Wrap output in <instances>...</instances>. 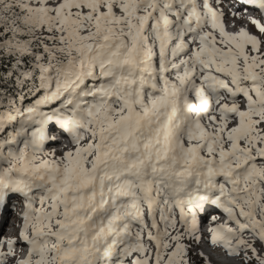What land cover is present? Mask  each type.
I'll list each match as a JSON object with an SVG mask.
<instances>
[{
	"label": "snow or ice",
	"instance_id": "snow-or-ice-1",
	"mask_svg": "<svg viewBox=\"0 0 264 264\" xmlns=\"http://www.w3.org/2000/svg\"><path fill=\"white\" fill-rule=\"evenodd\" d=\"M222 3L0 0V211L23 202L17 264H193L210 206L228 223L209 242L264 264V22L231 33ZM237 4L264 18V0ZM53 129L73 145L60 155ZM16 248L0 237V264Z\"/></svg>",
	"mask_w": 264,
	"mask_h": 264
},
{
	"label": "rangeland",
	"instance_id": "rangeland-1",
	"mask_svg": "<svg viewBox=\"0 0 264 264\" xmlns=\"http://www.w3.org/2000/svg\"><path fill=\"white\" fill-rule=\"evenodd\" d=\"M215 7H217V5H215ZM219 8H222V10H223V12H224V16H225V14L226 13H229L230 12V3L227 1V0H223V3L222 4H220L219 6H218ZM252 17H255L256 19H260V20H262V22H264L263 21V18L262 17H260L259 15L257 16V15H255V16H252ZM234 19H235V23H234ZM236 19H238V18H233V20L230 22V21H225V22H229L228 23V25H227V28H230V29H233V30H235V29H237V32L240 30V29H247L249 32H251V33H253V34H259L258 33V31H257V29L251 24V25H248V26H245V27H241V25L240 24H243V23H245L246 22V20L244 19V20H239V24H238V22H237V20ZM240 25V28H238V26ZM54 130V129H53ZM58 130V129H57ZM17 200V198H14L11 202H10V204L8 205V207L10 206L11 207V210L10 211H8L7 213L3 210V211H0V222H1V219H2V217H5L6 219H7V223L9 222L10 223V221L9 220H11V218H16V217H18L17 216V211H15V210H17L18 209V205L20 204L19 203V201H21V199H19V201L17 202L16 201ZM8 207H6V208H8ZM14 210V211H13ZM11 211H12V213H11ZM23 213V212H22ZM10 218V219H9ZM9 219V220H8ZM19 219V222L15 225V227L13 228V229H9V230H5L6 229V227L7 226H11L10 224H6V225H3V227L1 228V230H0V237H2L5 241H7V240H10V237H11V239H13V240H15L16 242H17V248H16V254H15V256H23V258L24 259H26L27 258V256H28V252H29V249L27 248V247H24V245H23V242H22V240H21V238H20V233H21V225H22V220H21V218L19 217L18 218ZM13 225H14V223H13ZM179 230V229H178ZM3 233H2V232ZM5 231V232H4ZM12 232V233H11ZM4 234V235H3ZM12 235V236H10V237H7V236H9V235ZM246 239H248V240H252L253 238L251 237V236H247L246 237ZM191 243V250H190V256H191V260H192V262H193V264H206V261H210L211 262V264H216V262H219V261H224L221 257H220V255L218 254V252H222V250H225V249H223L222 247H220V246H216V250H217V252L216 251H213L212 253H210L211 254V258H209V259H207V257H205L204 256V254H203V252H202V249H201V246H202V244H201V242H196L195 240H193V241H191L190 242ZM256 247H257V250L258 251H260V253H261V255H264V244H261L260 242H258L257 241V243H256ZM221 249V250H220ZM4 250H6L7 251V243H5V245H4ZM201 253L203 254V255H201ZM19 256V257H20ZM239 260L236 262L237 264H244V260H243V254L241 255V256H239V257H237ZM213 260H215V262L213 263ZM18 260H16V262H17ZM226 261V260H225ZM253 264H255V262L253 261Z\"/></svg>",
	"mask_w": 264,
	"mask_h": 264
},
{
	"label": "bare ground",
	"instance_id": "bare-ground-1",
	"mask_svg": "<svg viewBox=\"0 0 264 264\" xmlns=\"http://www.w3.org/2000/svg\"><path fill=\"white\" fill-rule=\"evenodd\" d=\"M229 3H230V12L229 13H226L225 14V21H232L233 20V18H239L240 20H243V19H246V17L248 16V15H259V13L256 11V10H254V9H252V8H248V10H247V12H245L244 11V9H245V5H243V4H237V0H227ZM232 12H236V13H239L240 15H238V16H233L231 13ZM238 26V25H237ZM238 28H240V25L238 26ZM55 130V129H54ZM71 144V141H70V143L69 142H64V144H62L63 145V147H62V145H60V146H58V147H54V148H56V149H61V148H64V147H67V146H69ZM61 153H59V155H60ZM20 198H17V200H19ZM16 200V201H17ZM23 202H21V204H22ZM6 207H8V206H6ZM18 208H19V210H21V205H18ZM11 210V207L9 206L8 208H5L4 209V211L7 213L8 211H10ZM217 218H221V216H217ZM10 219V218H9ZM8 219V220H9ZM10 221V223L8 222L7 223V219L5 218V217H2V219H1V222H0V230H1V228L3 227V225H6V224H10L11 226L9 227V226H7L6 227V229L5 230H9V229H13L14 227H15V225L16 224H12V221L11 220H9ZM16 222V221H15ZM12 233V232H11ZM10 236H12L11 234H10ZM216 246L217 245H209L208 247H203V246H201V249H202V252H203V254H204V256L205 257H207V259H209V258H211L212 256H211V254L210 253H212L213 251H216L217 252V250H216ZM221 250V249H220ZM218 254L220 255V257L224 260V261H219V262H216V264H237L236 262L239 260L237 257H233V256H230V255H228V253L226 252V250H222V252H218ZM226 260V261H225ZM215 262V260H213V263Z\"/></svg>",
	"mask_w": 264,
	"mask_h": 264
}]
</instances>
